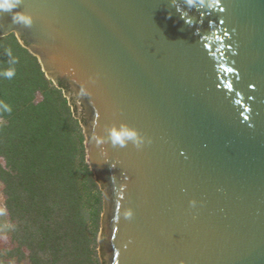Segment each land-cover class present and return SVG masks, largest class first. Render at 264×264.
Instances as JSON below:
<instances>
[{
    "label": "water",
    "instance_id": "water-1",
    "mask_svg": "<svg viewBox=\"0 0 264 264\" xmlns=\"http://www.w3.org/2000/svg\"><path fill=\"white\" fill-rule=\"evenodd\" d=\"M213 9L20 0L31 27L0 12V37L65 85L83 129L100 264H264V0ZM122 125L144 145L102 152L95 138Z\"/></svg>",
    "mask_w": 264,
    "mask_h": 264
},
{
    "label": "rangeland",
    "instance_id": "rangeland-1",
    "mask_svg": "<svg viewBox=\"0 0 264 264\" xmlns=\"http://www.w3.org/2000/svg\"><path fill=\"white\" fill-rule=\"evenodd\" d=\"M10 35L21 46L15 34ZM5 37H0V44L9 45L10 41L5 40ZM35 59L39 64L37 57ZM43 74L50 88L60 89ZM61 93L63 95V91ZM63 97L83 136L84 162L87 164L83 129L79 120L73 116L67 97ZM34 100L40 101L41 94H37ZM3 123L4 120L0 118V124ZM0 151H3L2 146ZM74 155L72 165H68L74 173L72 189L66 184H54V179L48 173L27 177L24 169H17L14 163L7 161L4 154L0 155V172H3L4 180L0 178V264H50L47 262L56 255V264H100L97 239L103 196L87 164L90 171L88 185L98 199L97 220L93 227L89 220L92 202L83 190L85 186L82 184L81 172L76 169L78 152ZM72 192L79 196L75 205L71 204ZM72 218L79 225L73 223ZM72 229L75 231L71 232ZM75 232L80 238L85 237L86 242L79 244L80 238L70 236ZM73 238L76 242L72 241Z\"/></svg>",
    "mask_w": 264,
    "mask_h": 264
},
{
    "label": "trees",
    "instance_id": "trees-1",
    "mask_svg": "<svg viewBox=\"0 0 264 264\" xmlns=\"http://www.w3.org/2000/svg\"><path fill=\"white\" fill-rule=\"evenodd\" d=\"M11 36L5 37V40L10 41L9 45L0 44V118L4 120L0 124V146L3 149L0 155L4 154L7 161L14 163L17 169H24L27 177L48 173L54 179V184H66L72 189L74 173L68 165H72L74 154L78 152L76 169L81 172L82 184L85 186L83 190L92 202L89 220L94 227L98 199L88 185L90 171L84 162L83 136L61 93L66 89L65 85L59 81L60 89L50 88L35 57ZM6 49H10L12 56L16 58L17 63L14 65L5 54ZM13 67L15 76L11 79L4 78L2 73ZM37 94H41V100L36 102L34 99ZM4 105L11 111H4ZM2 173L1 171L0 178L3 180ZM71 196V204L78 203L79 196L76 192H72ZM74 222L79 225L73 219ZM73 231L75 230L72 229L71 232ZM70 236L80 238L76 232ZM78 240L82 244L87 239L84 237ZM72 241L76 242V239L73 238ZM57 262L56 255L47 263Z\"/></svg>",
    "mask_w": 264,
    "mask_h": 264
},
{
    "label": "clouds",
    "instance_id": "clouds-1",
    "mask_svg": "<svg viewBox=\"0 0 264 264\" xmlns=\"http://www.w3.org/2000/svg\"><path fill=\"white\" fill-rule=\"evenodd\" d=\"M198 2V0H187V4L189 7H194L195 4ZM201 3V9L204 10H214L213 5H214V0H207V6L206 9L204 8L205 0H199ZM20 3V0H0V12H7V13H12V21L15 24L23 25L25 27H31L33 23L32 16L25 14L24 12L20 11H14L15 9L18 8V5ZM9 58L10 62L14 65L17 63L16 58L12 56V52L10 49H6L5 53ZM15 68H8L6 69L2 75L6 79H11L12 77L15 76ZM80 96H88L89 92L85 87L80 88ZM4 111L10 112L11 109L7 106L4 105ZM133 142V144L137 147V149L141 148L144 145V141L140 138H138L137 133L132 130L127 128L126 126H120V128L112 127L111 129L108 130V137L107 139L105 137H96L95 142L97 147L101 148V151H104V148L102 145L109 143L112 148H124L128 142ZM148 143H151L149 141ZM133 216V213L131 211H128L125 213V218L126 219H131Z\"/></svg>",
    "mask_w": 264,
    "mask_h": 264
}]
</instances>
